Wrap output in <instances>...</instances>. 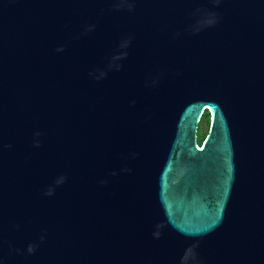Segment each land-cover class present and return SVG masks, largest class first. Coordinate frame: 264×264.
I'll use <instances>...</instances> for the list:
<instances>
[{"label": "water", "instance_id": "1", "mask_svg": "<svg viewBox=\"0 0 264 264\" xmlns=\"http://www.w3.org/2000/svg\"><path fill=\"white\" fill-rule=\"evenodd\" d=\"M0 264H264V0H0Z\"/></svg>", "mask_w": 264, "mask_h": 264}, {"label": "trees", "instance_id": "2", "mask_svg": "<svg viewBox=\"0 0 264 264\" xmlns=\"http://www.w3.org/2000/svg\"><path fill=\"white\" fill-rule=\"evenodd\" d=\"M207 123L208 125L210 124V115L209 114H205V116L203 117V119L201 120V123H200V128L202 129L203 125ZM200 130V129H199ZM208 132L205 134V133H201L199 135V143L200 145L203 144L204 142V139L206 138Z\"/></svg>", "mask_w": 264, "mask_h": 264}, {"label": "rangeland", "instance_id": "3", "mask_svg": "<svg viewBox=\"0 0 264 264\" xmlns=\"http://www.w3.org/2000/svg\"><path fill=\"white\" fill-rule=\"evenodd\" d=\"M208 129H209V125L207 124V123H205L204 125H203V127H202V129L200 128V130H199V135L201 134V133H207L208 132Z\"/></svg>", "mask_w": 264, "mask_h": 264}]
</instances>
